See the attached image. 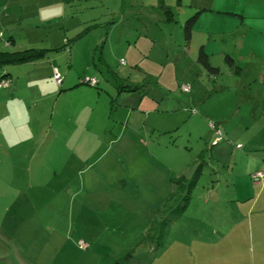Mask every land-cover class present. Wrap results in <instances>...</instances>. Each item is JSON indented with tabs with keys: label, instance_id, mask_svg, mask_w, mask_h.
I'll return each mask as SVG.
<instances>
[{
	"label": "rangeland",
	"instance_id": "1",
	"mask_svg": "<svg viewBox=\"0 0 264 264\" xmlns=\"http://www.w3.org/2000/svg\"><path fill=\"white\" fill-rule=\"evenodd\" d=\"M54 1L56 0H27L22 5L24 13L21 21L6 19L0 23V52L11 55L22 52L20 58L28 56L31 60L30 63L0 67V82L5 83V86L0 87V259L5 261L0 263L115 264L128 254H132L131 261L138 263V260L146 255V252L142 251L146 243L143 241L146 226L162 208L167 197L173 193L172 184H159L157 187L156 182H160L166 175L170 177L173 172L167 174L163 172V168L158 171V166L150 167L149 164H153L147 160H142L145 173L140 171L138 166L129 164V153L135 157L140 152L134 143V129L139 120H130L128 125L126 111H129L130 106L136 104L144 93L147 95L143 98L156 100L155 105L163 92L164 97L178 101L171 104V107L179 104L180 114L176 112L165 121L168 130L177 128V133L166 136L155 133L151 138L154 142L170 144L169 149L174 159L170 165L175 166L174 163H177L178 168L181 164V172L185 178L193 172L199 174L198 165L204 164V170H200L202 177L196 183L197 187H194L195 190L191 189L188 195L187 202H192L187 213L179 217L174 211L167 214L170 222L166 229V239H173L178 236L173 229L176 230L180 222L193 223L192 226L199 222L208 224L209 208L216 204L225 206V187L228 184L224 181V170L227 169V161L231 158H226L224 165L217 167L221 181H218L215 175L208 180L211 174L208 167L211 154L209 149L213 138L209 122L219 127L216 130L220 131L223 140V136H226L224 131L229 130L230 125H221L224 120L219 113H228L227 104L231 106L232 103H227L226 99L232 97V89L224 90L217 103L212 98L205 101L204 89H199V86L202 83L209 84L208 76H205L206 72L202 74L197 69L198 66L191 61L187 53L188 50L181 47L184 22L179 24L178 16V23L172 24L168 28L169 31H165L162 20L156 19L155 14H159L150 7L140 5L133 9L132 14L129 11L131 7H128L130 0H97L99 4L94 9L66 4L64 18L53 5ZM132 2L138 4L139 0ZM147 2L153 3L152 0ZM75 10H79V15L74 14ZM89 18H96L95 22L102 24V28L89 32L71 48H66L65 40L70 41L82 27L92 23L88 21ZM83 20L85 23H82ZM4 23L5 25H2ZM137 34H145L148 40L154 43V47L147 49L145 43L135 40ZM120 35L119 41L128 36L126 39L131 43L129 48L126 43L118 42ZM167 44L174 48L168 50L165 47ZM195 48L192 55L194 57L197 56L199 47ZM38 50L55 51L44 57ZM98 58H103L113 72L120 73L125 79L129 78L131 84L135 82L136 85H130V82L126 81L117 83L118 88L122 87L120 91L129 87L131 91L129 89L128 92L118 95L115 88L96 72L95 67L101 66ZM150 60L152 62H148ZM120 61L125 62L124 66L120 65ZM135 64H138L139 69L132 68ZM116 68L119 72H116ZM55 69L63 79L68 77L67 80L70 79L71 82L77 79L78 74L79 83L92 78L99 81L98 88L102 91L100 97L105 96L106 101L111 97L113 101L106 111V117L115 122V126L106 129L105 133L82 136L76 134L68 139L69 133L64 126L66 117L61 116L58 120L56 117L58 112L65 111L64 103L67 97H72V93L66 89L65 83L61 88L56 86L53 79ZM254 71L251 67L247 69L246 76H251L250 83L243 91L248 93L251 90L264 96V83H254ZM143 72L153 79L146 81L148 77L141 74ZM171 74L175 75V79L170 78ZM3 75L7 76L5 80L1 79ZM161 75V84L165 88H171L168 95L158 85L151 86L150 82L155 83ZM186 75L189 77L185 78ZM233 80L235 81L222 77V84L230 85L234 83ZM171 82H176V85H171ZM11 85L15 90L11 91ZM183 87L188 91H183ZM195 91L201 105L190 101ZM88 96L91 97V94ZM84 97L87 98V95ZM215 104L217 108L213 106ZM184 117L187 118L186 124H182ZM192 121L197 123L193 125ZM149 123L150 121L147 123L148 128ZM30 128L36 131L34 141H31L28 134ZM190 130L193 133L189 139L187 133ZM118 137L121 138V144H109ZM79 138L83 150H75L74 158L77 159L76 155L80 154L87 165H79L75 159H71L70 151L66 150V147L62 150L59 147L61 144L70 146L72 141L75 142ZM141 139L147 142L145 137H138L136 141L142 144ZM98 142L100 145H96ZM54 145L57 153L54 161H57L55 164L52 161L48 168L40 160L46 161L45 155L50 153ZM96 147L98 151H95ZM121 153L123 155H120ZM7 155L22 163L24 167H16L18 180L15 182H5ZM124 156L127 158L126 167L123 168L125 171L119 172L111 163ZM139 158L145 156L140 153ZM203 160L207 164L202 163ZM35 161H40V179L35 176ZM189 165L192 167L188 168ZM153 171L154 179H158L154 182L149 180L147 185H144L142 181L146 176L152 177ZM119 175L122 181L112 182ZM132 176L139 180L137 191L130 185ZM5 183L19 189L22 195L5 196ZM210 190L213 193L209 196ZM120 191L121 197H115ZM197 196L201 197L203 203ZM216 199L218 202L215 204ZM207 201L209 205H206ZM79 241L86 245L85 249L79 246Z\"/></svg>",
	"mask_w": 264,
	"mask_h": 264
},
{
	"label": "crops",
	"instance_id": "2",
	"mask_svg": "<svg viewBox=\"0 0 264 264\" xmlns=\"http://www.w3.org/2000/svg\"><path fill=\"white\" fill-rule=\"evenodd\" d=\"M26 1L27 0H0V23L5 22L6 19V21H21L20 19H23L22 14L24 13L22 5ZM147 1L148 0H139L138 4H134V2L130 0V5L128 7H131V9L129 11L132 13L133 9L140 5L150 7L159 14H155L156 19L159 21L160 19L162 20L165 31H169L168 28L172 24L178 23L177 16L179 17L180 24L183 22L185 23L189 18L196 15L190 39L188 42L185 41V39H183V41L181 40L183 45L181 47L188 50L187 53H189L191 61L198 66L197 69L202 72V74L206 72L205 76H208L209 84L205 85L202 83L199 89H204L206 102L210 101L212 98L216 103L222 98L221 96L224 90L228 88L232 89V97L226 99L227 103H232L231 106L227 104L229 106L228 113L224 115L219 113L220 117L224 120V123L221 125H230V129L224 131L226 136H223L224 139L214 146L215 149H210L211 154L208 167L211 170V174L208 180H210L209 178H211L212 175H215L218 177V181H221V176L218 175L219 169L217 167L221 164L224 165L223 163L226 162V158L230 157L231 159L227 161L229 165L227 169L224 170V181L228 184L225 187V206H217L216 203L218 200L216 199V205L211 206L208 210V224L199 222L192 226L193 223L182 224L180 222L177 225V229H173V231L177 233V237L173 239L167 238L161 248H155L154 244L146 242L142 250L146 252V255H144L145 257L139 259L138 263L130 261L129 264H264V185L255 183L252 180L253 174L264 173V96L251 92V90L248 93H244L243 91L245 86H249L250 83L249 79L251 76H246L247 69L249 70L250 67L255 70L254 73L256 78L254 83H264V0H152V4H148L149 2ZM82 3H86V5H82ZM88 3L89 6H87ZM66 4L80 6L82 8L85 7L86 9H94L99 3L97 0H56L53 2V5L57 7V10L59 9L60 15L63 16V18L66 14ZM75 11L74 14L79 15V10ZM70 12L72 13V11ZM151 18L152 20L154 19V17ZM96 20V18H89L88 21L92 23L85 27L93 24L97 26L75 40L73 45L85 37L89 32L102 28V24L95 22ZM82 23H85V21L83 20ZM184 23L182 26H184ZM2 25H5V23ZM85 27H82V30ZM155 30L157 31V27H155ZM179 30L181 32L180 27ZM81 31L75 34V36ZM120 37L121 35L119 38L117 37L118 42L120 44L126 43V47L129 48L131 43L126 39L128 36L124 37L123 41H119ZM135 37V40L137 39L145 43L147 49H152L154 47V43L149 41L145 34H137ZM134 45L137 44L134 43ZM246 45H249V47ZM255 45L259 48L255 47ZM165 47L168 48V50L174 48L169 44L165 45ZM195 47H199V49L203 47V50L208 55L211 68L217 70L216 74L209 75L197 62V56H192L194 53L193 51L196 49ZM227 56L232 59L233 63L231 65L226 63L225 58ZM98 61H101V66L95 67L96 72L98 75L104 77L105 82H109V85L113 88H115L111 81L113 75L125 79L120 73H115L110 70V67L105 63L103 58L101 60L98 58ZM148 62L152 61L150 60ZM122 64L124 66L125 62L122 63L120 61V65ZM137 65L138 64L133 65L132 68L134 70L139 69ZM117 68L116 72H119ZM158 69L161 68L158 67ZM141 74L148 77L146 72ZM161 77L162 75L155 83L151 81V86L153 84L158 85L160 89L165 91L166 95H168L171 88H165V86L161 84ZM188 77L189 75L185 76V78ZM222 77H229L235 79V81L233 80L234 83L230 85L227 83L222 84ZM67 78L68 77H65L64 83L66 89L71 91L72 97H67L64 103L65 111L58 112L56 118L58 120L61 116L66 117L64 126L69 133L68 139L76 134L82 136L85 134L96 135L98 133H105L106 129L114 127L115 122H112L110 118L106 117V111L108 107L111 106V97H109V101H106L105 96L100 97L101 90L97 91L94 88L80 86L78 80V78H80L79 74L75 81L72 80L71 82L70 79L67 80ZM170 78L175 79V75L171 74ZM149 79L152 80L153 78L148 77L146 81ZM125 81L130 82L129 78H126ZM131 83L132 82H130V85H136L135 82L134 84ZM171 85H176V82H171ZM11 86V91L15 90L14 86ZM115 90L117 91V88H115ZM79 91L83 92V94H80ZM163 91H161V93ZM122 93H126V91L120 92V94ZM194 93L193 96L191 95L190 101L192 103H200L196 91ZM88 94H91V97L88 96ZM120 94L118 93V95ZM164 94L163 92L160 100L157 99V104L155 105L156 100L153 101L151 98L144 99V95H147L144 93L142 95L143 97H140L136 104L131 105L132 110L126 111L128 125L130 120L134 122L136 119L139 120L138 126L134 129V143L140 152L136 154L135 157L129 153L131 157L129 164H131V166H138L140 171L142 170L145 173L146 170L144 169V165H142V160H147L153 164H149L150 167L158 166V171L163 168V172H167V174L171 171L173 172L170 177L166 175V177L160 179V182L157 181V187H159V184L170 186V179L174 177V175L185 177L181 172V164H179L178 168H176L177 163H174L175 166L170 165V163L174 162L172 153L169 149L170 144L162 141L161 143L157 141V143L151 138L155 133L161 136H166L174 132L175 134L177 133V128L169 131L168 127L165 125V121L170 119L176 112L180 114L179 104H177L176 107H171V104H176L178 101L169 99L168 96L164 97ZM86 95L87 98L84 97ZM195 98H197V101ZM213 106L217 108V104ZM218 108L222 109L221 106H218ZM185 119L187 118L184 117L182 124H186ZM138 120L136 122H138ZM149 121L150 128L147 127ZM202 121L203 120H201V122ZM192 122L193 125L197 123L196 121ZM116 123L118 124V122ZM35 133V129L30 128L28 134L31 141L36 139ZM192 133L191 130L187 133L189 139ZM138 137H145L147 142L145 143L144 140L141 139L142 144H140L136 141ZM79 140L80 138L75 142L72 141L70 146L68 144H61L59 146L61 150L63 147H66V150L70 151L73 161L75 159V150H83V146ZM120 140L121 138L119 137L115 138L110 141L109 144L117 146L121 144ZM96 145H100V142ZM238 145L241 146L240 149L236 148ZM98 150V147H96L95 151ZM140 153H142L145 158L140 159ZM120 155L123 154L121 153ZM56 156V145H54L50 153H46V161H40L49 168L52 161L53 164L56 163L57 160L54 161ZM7 158L8 161H5V182H15L18 180L15 172L16 167L18 169H24V167L22 163L12 160L9 155H7ZM76 158L75 160L79 165H87L85 161L83 162L80 154H77ZM221 160L223 161L222 163ZM40 161L34 162L35 176L38 179H40L39 176H42ZM218 161L220 162L219 164ZM126 162L127 158L124 156V158L114 160L111 166L121 172L124 170L123 168L126 167ZM191 164H193V162H191ZM211 166H213V168H211ZM191 167L192 166L188 168ZM80 172L81 170L79 173ZM154 173L153 171L152 177L146 176L142 183L147 185V181L151 180V182H154L158 179H154ZM120 175L118 176L119 179L116 178L112 182L116 180L122 181ZM201 177L202 175L199 176V179ZM129 182L131 187L135 188L137 191L138 178L132 176ZM196 187L197 185L195 188ZM121 193L122 191L116 194L115 197H121ZM208 193L210 196L213 191L210 190ZM7 195L20 197L22 193L19 189L5 183V196ZM197 197H199L200 202L203 203L201 197ZM191 202L192 201L188 203L183 214L187 213L191 206ZM208 203L209 201L206 202V205H209ZM1 230L4 232L3 229ZM0 261L4 263L5 259H0ZM2 262L0 264H2Z\"/></svg>",
	"mask_w": 264,
	"mask_h": 264
},
{
	"label": "trees",
	"instance_id": "3",
	"mask_svg": "<svg viewBox=\"0 0 264 264\" xmlns=\"http://www.w3.org/2000/svg\"><path fill=\"white\" fill-rule=\"evenodd\" d=\"M195 18H196V15L192 16L191 18H189L184 23L183 34H184V39L187 42L190 39L191 32H192V29H193V26H194L195 20H196ZM95 26H97V25L93 24V25H89V26L85 27L78 35H76L75 37L70 39L71 43H69L70 42L69 40H65L64 46L66 48H71V46L73 45L75 40H77L80 37H82L83 35H85L88 31H90ZM27 51H33V50H27ZM27 51H25V52H27ZM34 51H36V50H34ZM38 51L41 52V54L44 57H46V56H48L49 53H51L55 50H38ZM21 53L22 52L11 55V54L0 52V67H3L4 65H7V64L19 65V64H23V63H30L31 60L28 56H26L25 58L19 57V55ZM225 60H226V63L228 65H231L233 63L232 59L228 56L225 58ZM197 62L207 71V73L209 75H214L217 73L216 69L211 68V66L209 64L208 55L203 50V47H201L198 50ZM100 64H101V61H100ZM56 71L60 75L59 71L58 70H56ZM5 77H7V76L3 75L1 77V79L5 80ZM53 77H54V73H53ZM60 77H61V75H60ZM64 79H63V77H61V81L58 84L56 83V80L54 79L55 84L58 88L62 87V84L64 83ZM92 79H95V78H92ZM89 80H91V79H89ZM111 81H112L113 85L115 86V88H117L118 93L123 92V91L128 92L129 89L131 91L130 87L127 89H122L121 91H120V88H122V87L121 86H119V88L117 87V85H118L117 83L120 81L125 82V79H121V78L113 75V77L111 78ZM79 85L80 86L93 87L97 91L100 90L98 88L99 83L97 80L93 85H90L89 82L85 81V80L81 81ZM112 102L113 101L111 100V104H112ZM129 110L130 111L132 110L131 106H130ZM209 123H212V122H209ZM213 125H214L215 129L219 128L215 124H213ZM212 132H213V130H212ZM212 135H213V138H212V142H213V139L215 136H214V134H212ZM221 141H222V136H221V140L218 143H220ZM212 142L210 145V149L214 147V146H212ZM236 148H237V146H236ZM210 149H209V151H210ZM238 149H240V148H238ZM202 163L207 164V162L204 160L202 161ZM203 165L204 164L198 165L200 167L199 174H198V172H196L198 170L197 169L195 171L196 174H194V172H193L187 178L174 175V177H172L170 179L171 184L173 186V193L167 197V199L164 201L162 208L160 210H158V212L155 214V216H153V218L147 224L146 229H145L144 238H143L144 242L154 244L155 248H161L163 246V244L166 240V237H167V233H168L166 229H168L169 222H170L168 217H167V214H170L172 211H174L176 216L179 217L184 213L183 211L185 210V208L187 207V204H188V202H187L189 199L188 195L190 194L191 189H194V187L197 185L196 183L198 182L199 176L202 175L200 170H204ZM201 168H203V169H201ZM131 255L132 254L126 255V257H124L120 261H117L115 264H128L129 261H131V258H132Z\"/></svg>",
	"mask_w": 264,
	"mask_h": 264
},
{
	"label": "built area",
	"instance_id": "4",
	"mask_svg": "<svg viewBox=\"0 0 264 264\" xmlns=\"http://www.w3.org/2000/svg\"><path fill=\"white\" fill-rule=\"evenodd\" d=\"M54 79L56 80V83H60L61 81V77L60 75L57 73V71L55 70L54 72ZM85 81H88L90 85H93L96 80L95 79H91V80H85ZM1 86H5V83H1L0 82V87ZM183 91H188V89L186 87H183L182 89ZM209 129L210 130H213V134H214V139H213V142H212V146H215L218 144V142L221 140V134H220V131H217L214 127V125L212 123H209ZM237 148H240V146L238 145ZM252 180L255 182V183H259V184H262L264 185V173H255L252 175ZM79 246L82 248V249H85L86 248V245L84 243H82L81 241L78 242Z\"/></svg>",
	"mask_w": 264,
	"mask_h": 264
}]
</instances>
